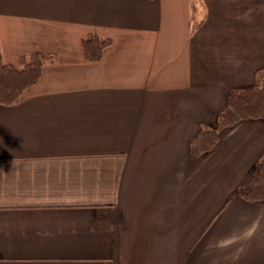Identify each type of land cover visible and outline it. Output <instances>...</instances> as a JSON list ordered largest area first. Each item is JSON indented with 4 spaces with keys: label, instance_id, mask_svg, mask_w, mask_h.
I'll return each instance as SVG.
<instances>
[{
    "label": "crops",
    "instance_id": "obj_1",
    "mask_svg": "<svg viewBox=\"0 0 264 264\" xmlns=\"http://www.w3.org/2000/svg\"><path fill=\"white\" fill-rule=\"evenodd\" d=\"M0 52L56 55L0 103V264H264V119L191 151L264 67V0H0Z\"/></svg>",
    "mask_w": 264,
    "mask_h": 264
},
{
    "label": "trees",
    "instance_id": "obj_2",
    "mask_svg": "<svg viewBox=\"0 0 264 264\" xmlns=\"http://www.w3.org/2000/svg\"><path fill=\"white\" fill-rule=\"evenodd\" d=\"M80 41L86 59L96 61L101 58L109 39L90 33ZM55 56L52 53L22 54L16 63H12L4 61L0 52V103L20 101L26 90L39 81L44 64L53 61ZM258 118L264 119V67L258 70L253 86L230 91L227 104L219 114L217 127L204 128L193 138L191 151L201 155L216 145L223 129L244 119ZM238 192L249 201L264 200V151Z\"/></svg>",
    "mask_w": 264,
    "mask_h": 264
}]
</instances>
